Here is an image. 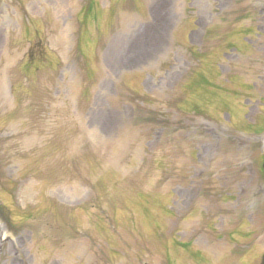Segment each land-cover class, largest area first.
Returning a JSON list of instances; mask_svg holds the SVG:
<instances>
[{"label":"rangeland","instance_id":"rangeland-1","mask_svg":"<svg viewBox=\"0 0 264 264\" xmlns=\"http://www.w3.org/2000/svg\"><path fill=\"white\" fill-rule=\"evenodd\" d=\"M264 0H0V264H264Z\"/></svg>","mask_w":264,"mask_h":264},{"label":"water","instance_id":"water-1","mask_svg":"<svg viewBox=\"0 0 264 264\" xmlns=\"http://www.w3.org/2000/svg\"><path fill=\"white\" fill-rule=\"evenodd\" d=\"M263 259H264V256H263Z\"/></svg>","mask_w":264,"mask_h":264}]
</instances>
